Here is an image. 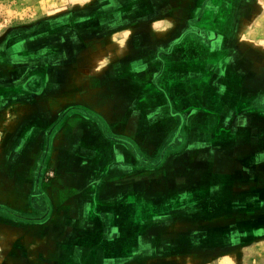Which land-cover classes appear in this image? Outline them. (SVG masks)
<instances>
[{
	"label": "crops",
	"instance_id": "1",
	"mask_svg": "<svg viewBox=\"0 0 264 264\" xmlns=\"http://www.w3.org/2000/svg\"><path fill=\"white\" fill-rule=\"evenodd\" d=\"M41 1L45 3V0H38ZM35 4L36 0H13L9 8L15 14H28V11L40 9ZM174 12L176 18H162L148 32L146 24H143L144 27L139 28L135 35L112 47L106 56L108 64L112 63V70L114 66L129 62V67L132 63H138L140 68L153 65L149 80L160 78L168 69L175 70L180 76L188 73L198 61L183 59L181 54L174 53V46L180 42L179 37L183 33H190V24L199 18L198 24L204 30L218 33V38L209 36L193 49L199 61L215 65L213 75L217 74V79L213 85L219 96L225 95L227 89L233 94L243 95V88L226 87L224 82L229 78L264 80V0H204L200 9L195 8L192 0L190 6ZM34 29L33 23L16 20H11L4 29L0 28V47L11 46L6 62L15 61L12 48L18 39L16 36L23 34V45L29 46ZM21 61L30 62L28 66L32 67L26 70V74L19 69L5 70L0 55V208H4L6 214L0 215V264H60L67 261V255H75L76 258L79 249L73 244L77 238L83 240L84 234L95 231L98 216L94 208L99 205L96 197L100 194L105 198L101 204L115 206L126 203L132 208L139 206L143 211L137 217L122 215L121 227L118 223L122 217L114 213L103 215L108 226L102 224L97 227L94 232L98 236L96 239L109 241L119 235V230L130 228L132 224L135 227L133 237L138 239V245L115 252L114 256L97 252L96 260L91 264H162L164 256L179 253L187 255L186 264H195L196 244L211 246L206 244L220 240L225 245L218 246V252L207 247L197 252L222 255L224 258L220 260L224 263L220 264H243L237 257L242 254L243 244L264 241V217L256 213L257 208L264 205V169L256 167L259 162L264 164V149L258 151L259 144L264 143V124L261 121L255 126L252 118L243 119L238 95L233 98L235 102L232 105L223 104L218 98L217 111L204 107L200 102L174 109L170 103L160 101L162 93L158 89L154 103L146 109L142 108L146 107L149 90L145 85L131 86L133 80L125 98H122L114 86H108V81L107 88L100 90L101 96L93 98L90 103V109L98 118L80 113L66 115L51 133L50 103L45 98L43 103L25 102L28 96L31 99L45 96L43 85L48 76L45 70L34 72L37 67L44 69L45 65L40 64L41 60ZM230 63L235 66H229L232 71L226 73V65ZM186 77L189 78L188 74ZM9 79L37 80L42 87L38 90L35 87L24 94L18 90L11 92L8 84H4ZM256 82L249 93H264V82L260 87ZM132 92L138 95L129 100ZM187 92L185 90L183 94ZM61 94L62 89H59L60 98ZM9 97L10 100H5ZM165 104L170 105L168 112L163 114ZM66 107L67 102L64 101L58 112L66 110ZM141 111L155 124H146ZM206 115L211 117L208 119ZM104 121L117 128L122 127L123 134L134 137L137 142H143L138 131L141 125L144 136H162L158 142L173 134L172 144H186L179 149L172 147L163 153L158 165L147 167L137 162L138 158L142 160L140 153L132 152L131 147L125 144L127 141L112 142L105 136ZM146 126H152L154 130L149 132ZM253 132L256 137H252ZM210 137L212 142L208 141ZM128 141L132 140L128 138ZM86 142L89 143L85 145ZM243 143L249 144L246 149ZM104 146L112 148L107 170H114L110 171L107 182L99 180L101 173L95 165L98 148ZM46 152L47 164L39 174L35 164L46 156ZM131 159L134 164H131ZM37 173L48 177L46 180L40 177L38 186L35 184ZM100 182L104 183L101 191L105 192L98 191ZM36 187L38 198L34 196ZM190 194L194 198L192 201H188ZM163 198H167L165 204L172 212L175 211V216L165 213L148 215L150 201ZM140 200H143L142 204ZM45 205L47 216L42 220L36 217L25 221L17 215H38L44 212ZM244 207L250 208L256 218L238 219L237 215L243 214ZM214 223H217V233H214ZM210 260L204 264H210ZM77 261L86 264L79 257ZM167 264L173 263L168 260Z\"/></svg>",
	"mask_w": 264,
	"mask_h": 264
},
{
	"label": "rangeland",
	"instance_id": "2",
	"mask_svg": "<svg viewBox=\"0 0 264 264\" xmlns=\"http://www.w3.org/2000/svg\"><path fill=\"white\" fill-rule=\"evenodd\" d=\"M0 1L1 29L8 26L11 20L31 22L35 26L33 41L29 46L23 45V34L16 36L18 39L15 40L14 48H12L15 55L14 62H6V57L8 58L11 53V46L0 47V55H2L4 60L3 66L5 70L7 68L8 71H15L16 69H19L24 71L23 74H26L27 69L31 70L30 68L32 67L28 66L30 62L26 63L21 61V59H28L31 61L41 60L42 63L40 64L45 65L44 69L39 67H37L35 71L33 69L34 72H43L45 70L44 72L48 76L46 84L43 85V87H45V96H41V99H36V97L31 99L32 97L28 96L25 102L43 103L45 98V101L50 103L52 120L51 133L56 128L59 120L66 115L68 117L73 113H80L88 117L98 118V115L90 109V103L94 101L93 98H99L101 96L100 90L107 88L108 81V86H114L116 93L122 98L126 96V92L133 80L134 81L131 83V86L139 83L140 84L138 86L145 85L149 88V90L145 104L146 107L142 108L146 109L151 106L150 104L153 102V98L157 94L158 89H160L162 93L160 101L170 103L174 109H177V106L191 105L194 102H200L205 105H203L204 107L217 111L219 109L218 98H221L220 102L223 104L232 105L235 102L233 98L238 95L237 97L241 99L243 107V110L241 111L243 119L252 118L255 126L258 122L261 123V121H263L264 124V93L261 91L258 95L249 93V91L253 90L256 81L258 82V87H260L259 85H261V82H264V80H260L258 78L257 80L255 79L252 81L251 78L247 77L238 79L229 78L226 80V83L224 82L226 87L232 89L235 88V90H242L243 88V95H236V93L233 94V92L228 89L226 90L225 95H218V92L213 85L214 80L217 79V74L213 75L216 68L214 67L215 65L213 66L211 63H207V65L204 62L199 61L196 51L193 49L194 45L203 43L204 40L209 39V36L212 39L218 38V33L216 31L210 32L204 30V27L198 24L199 18L193 20V23L190 24V33L187 31L183 33L179 37L180 42L174 46V53L178 52V54L182 55L183 59L192 58L193 60H191L195 63L197 61L199 62L195 64L194 68L191 66L189 71H187L188 73L186 74H188L189 78L186 77V74H182L180 76L179 74H176L175 70L168 69L163 72L160 78L149 80V76L153 73V65L148 64L146 67L143 65L140 68L138 63H132L130 65L131 69H129V62H125L118 66H114L112 70V63L108 64L106 56H108L112 47H116L122 41H126V39L135 35L139 28L144 27L143 24H146L145 28L146 32H148L161 22L162 18L163 20L168 16L176 18L174 11L179 8L184 9L186 5L190 6L192 4V0H45L44 4V1L38 2V0H36L35 6H40V9L36 8L30 12L28 11V14L12 13V8H9V5L13 0ZM203 2L204 0H194L195 8L198 7L200 9ZM196 17H198V15ZM3 24L4 26L1 27ZM4 31L5 30H3L2 33ZM210 33L211 35H209ZM113 35L115 36L111 39ZM262 51H264V49H262ZM17 54H19V56ZM98 61L100 63H98ZM1 65L2 64H0V66ZM200 65L202 67L205 65V67L202 68ZM229 66L231 67L235 65L231 63L227 64L225 68L226 73L228 70L232 71ZM240 68L237 69V72ZM141 72V77H139ZM143 82H146V84ZM4 84H8L11 92L18 90L22 94L35 87L37 88L36 90L42 87L37 80L32 79L25 81L23 79H9ZM59 89H62L63 92V94H61V98L59 95ZM92 90L94 92L93 94ZM96 90H98V92H96ZM185 90L188 91L187 94H183ZM137 95V92H132L128 98L131 100V97ZM10 98L11 97L7 99L5 98V100H10ZM149 98L152 101H150ZM64 101L67 102L66 110L62 109L58 112V108ZM170 104H165L162 111L163 114L168 112ZM13 106L16 107V105ZM141 114L142 118H145L144 111H141ZM205 117L209 119L211 116L206 115ZM99 118L101 117L99 116ZM221 120L223 121V117ZM145 121L146 124L149 125L155 124V121L151 120V117H146ZM106 123L108 124L107 121L102 123L105 136L112 142L123 143L124 141H127L125 144L131 147L132 152L134 151L135 153H140L138 155L142 158V160L138 158L137 162L141 165H146L147 167H154L158 165L161 161L163 153L170 151L172 147L179 149L186 144H175L176 142L172 144L171 141L174 137L173 134H169L166 138H164L163 142H158V140L163 139V137L144 136L141 125L138 128L141 135H137L143 137V142H137L133 140L134 137L131 138L123 134L124 129L122 127L117 128L111 123L108 125ZM168 125L171 126V123H168ZM146 129H148V131H152L154 130V127L149 126ZM208 129H210V126ZM245 130L248 129L245 128ZM248 131H250V127ZM145 134L148 135L147 132ZM255 135L256 133L253 132L252 137H256ZM127 137L132 141H128ZM208 141L212 142L211 137ZM88 143L89 142H86L85 145ZM248 145L249 144L247 143H243L244 149H246L245 146ZM259 146L258 151L264 149V143H260ZM97 156L98 158L95 165L97 166L99 173H101L99 180L106 181V178L110 176V171H114L113 168L107 170V165L110 162L108 157H112V148L110 146L107 148L106 146L98 148ZM46 164L47 152L46 156L38 159L35 164V168L39 174L42 172V169L46 166ZM131 164H134L132 159ZM256 167L264 169V164L259 162ZM38 173L35 175V184H37V186L39 185L38 179L40 177L44 178ZM47 178L45 177L44 179L46 180ZM101 183L102 182L99 184ZM103 184H97L98 191L101 193L105 192L103 190L101 191V189H103ZM194 193L197 192H193L192 194ZM34 196L38 198L37 187L35 189ZM130 199H132V197ZM166 199L167 198L151 200L148 206L151 207V209L147 211L148 215H155V213L172 215L175 213V211H171L170 207L166 206ZM193 199L194 198L190 194L188 201H192ZM96 200L99 201V205H96L94 208L95 213L98 216L97 221H95V231L97 227H100L102 224H104L105 227L108 226V222L105 224L106 218L103 217L104 214L114 213L120 217H122V215L137 217L143 211V208L139 206L132 208L126 203L116 204L115 206L101 204L100 202L105 201V198H103L101 194L99 196L97 195ZM139 202L142 204L143 200H140ZM0 209V215H6L4 214V208ZM47 209L48 208L45 205L43 210L44 212H41L38 215L26 213H18L17 215L22 219H26L25 221L36 219V217L39 218V220H42L43 217L45 218L47 216ZM243 209V214L240 217L237 215L238 219L250 220L252 219V216L253 218H256L254 216L255 213H253V215L251 214L250 208L244 207ZM245 209L248 210L245 211ZM256 213L259 217H264V205L259 206ZM15 214L16 213H13V215ZM173 216H175V214H173ZM227 216L231 217L230 215ZM118 222L119 220H117V223ZM122 223L123 217L120 219V223H118V225L121 227ZM214 224V233H217L219 232L217 223ZM134 230L135 227L131 224L130 228L127 227V229L119 230V235L117 234L109 241L99 238L96 239L98 236L96 237L94 235L95 231L88 232L83 235V240L77 238L76 243L73 244L78 247L80 252H77V257L75 258V255L73 257H68L69 255H67L65 259L67 261H62L60 264H81L77 261L78 257L80 258V261H86V264H91L92 262H95L97 252H103L106 256L112 253L111 256H114L115 252H121V250L127 248H135L138 245V239L133 237ZM18 232H22V229H18ZM245 241L246 240H244V242ZM166 242H164L163 245ZM206 245L211 246H205L203 244L195 245V264H204L209 258L211 259L209 262L210 264H220V262L224 263L221 261L224 258L222 255L201 254L197 252L198 250L201 251L206 247V249H210L212 252H218L217 247L225 245L223 240L210 241V244ZM5 246H7V244ZM242 247V254L237 257L241 258L240 261L243 264H264V241H259L251 245L250 242H248L243 244ZM25 248L26 247H24L23 250L26 253L27 250ZM21 249L22 248L19 250L22 251ZM186 258V254L179 253L171 257L164 256L161 262L162 264H167L168 260H171L173 264H186Z\"/></svg>",
	"mask_w": 264,
	"mask_h": 264
}]
</instances>
